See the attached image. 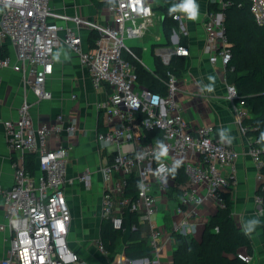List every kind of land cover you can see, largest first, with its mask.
<instances>
[{
	"label": "built area",
	"instance_id": "2783aa9c",
	"mask_svg": "<svg viewBox=\"0 0 264 264\" xmlns=\"http://www.w3.org/2000/svg\"><path fill=\"white\" fill-rule=\"evenodd\" d=\"M100 1L107 10L101 21L60 13L50 0H0L3 7L0 36L15 48L18 60L14 62L9 55L1 57L0 68L22 70L36 97L51 99L53 94L47 88V79L54 70V52L65 43L78 54L93 87L106 93L104 101L99 103L96 134L102 161L99 167L103 182L102 219L110 220L114 229L125 230L126 218L136 213L149 236L148 256L129 259L123 250L113 254L114 260L164 264L169 255L167 246L171 244L172 249L175 246L173 232L196 236L204 224L195 218L200 217L206 203L211 202L216 209L226 205L225 193L231 192L237 182L236 163L242 153L217 134L214 124L193 125L188 120L180 99V79L172 70L164 75L150 70L159 84L157 88L140 81L137 66L145 67L146 63L126 39L144 40L150 26L155 24L156 10L168 2ZM246 1L256 23L264 27V0ZM216 2L222 8L244 5L234 0ZM163 17L161 14L158 18L163 21ZM173 18L181 22L183 33L182 14L174 13ZM60 20L72 21L74 27H63ZM204 26L205 52L210 62H221L226 72L232 51L226 35L225 13L207 10ZM85 28L97 33L94 45L87 49L81 34ZM157 47L156 53L166 66L177 57L190 55L181 33L176 31L171 35L170 45ZM142 51L149 49L144 45ZM226 88L241 132L248 139V153L258 170L255 204L261 218L264 216V141L250 134L257 126L245 123L251 113L237 87L227 83ZM3 125L9 148L20 155L13 161L14 183L0 187L7 216V221L0 224V232L9 230L13 234L1 264H91L70 246L68 239L72 214L66 186L78 180L90 187L95 176L89 166L80 169L74 177L68 175L72 145H65L63 138L76 133L79 124L72 117L57 113L53 122L36 125L31 104L25 100L19 118L5 120ZM54 136L56 146L50 142ZM26 153L36 156L33 173L26 167L23 157ZM178 165L186 175L179 184L172 175ZM131 184H136V193ZM172 187L181 191L177 201L169 195ZM162 200L172 204L168 205L169 215L174 219L171 231L166 225H158L155 218ZM97 246L109 254L101 236ZM238 255L252 264V255Z\"/></svg>",
	"mask_w": 264,
	"mask_h": 264
},
{
	"label": "crops",
	"instance_id": "0c3cea01",
	"mask_svg": "<svg viewBox=\"0 0 264 264\" xmlns=\"http://www.w3.org/2000/svg\"><path fill=\"white\" fill-rule=\"evenodd\" d=\"M210 1L215 2L216 0H193L196 6L197 19L190 20L189 13L184 7L187 0L180 2L166 0L165 2L168 3L162 4V6L172 8L173 14H182L185 30L183 33L180 32L183 31V28L181 22L176 20L177 27L179 26L178 31L173 29L168 37L165 33L166 16L162 6H160L159 9L164 14L163 21H161L162 31L158 35H156L157 31L152 34L160 42L153 44L159 46L168 41V45H170L171 35L176 31L181 33L183 43L189 47V56L177 57L173 60V62L179 60V64L184 62L187 68L186 71L177 75L180 79V99L184 104L186 117L193 125L214 124L217 134L229 145L241 151L242 156L236 163L237 182L231 191L233 214L238 225L252 239L254 246L252 264H264V228L262 219L256 212L255 204V194L259 184L258 170L256 163L248 153V139L242 134L232 110V104L227 97L224 68L221 62L215 64L210 62L209 56L205 52L207 34L204 26V13L208 10ZM50 4L60 13L70 16L79 15L92 20L101 21L107 14L103 4L97 7L92 0H50ZM170 4L172 5L170 6ZM2 13L3 7L0 5V26ZM59 23L63 27H74L72 21L60 20ZM90 33L86 28L81 30L85 49L90 46ZM151 51L153 65L150 66L144 61L146 63L145 68L148 70L155 68L154 56H158L154 49ZM6 55L11 56L14 62H18L15 48L2 40L0 36V58ZM53 60L54 70L47 79V88L53 94L51 99L39 100L22 70H15L12 67L0 68V187H10L14 183L13 161L20 155L9 148L3 121L18 119L20 107L25 100L31 104V115L36 125L53 122L57 113H64L66 118L72 117L79 124V129L73 135H67L63 138L65 145H72L68 175L74 177L80 169L89 166L94 169L95 176L90 187L78 180L66 186L67 199L72 214L68 235L70 246L82 258L88 259L91 264H129L125 260L115 261L114 256L103 253L96 243L101 233L103 197L102 175L99 172L102 161L96 134L100 116L99 103L104 101L106 93L93 87L88 71L80 62L78 54L65 43L56 49ZM189 75L191 76L190 79ZM194 95H201L202 98L199 99L205 98V104L208 106L207 109H203L199 105L195 106V116L191 111L195 103L193 101ZM50 142L52 146L57 145L55 136L50 138ZM26 154L23 156L24 159ZM160 203L163 208L165 207L164 209L160 208V210L163 209L167 214L169 204L164 206L166 201L163 200ZM216 211V207L211 202H207L201 210L200 217L195 218V220L205 225L209 217L214 215ZM171 219L169 225L164 224L170 231L174 225V219ZM6 221V206L3 196L0 194V224ZM204 225L200 228L199 233L202 232ZM86 228H90V233L84 232ZM12 236L13 234L9 230L0 232V264L2 258L7 254ZM174 248L175 246L169 250L170 254L166 259V264H170ZM114 261L115 263H113Z\"/></svg>",
	"mask_w": 264,
	"mask_h": 264
},
{
	"label": "trees",
	"instance_id": "16d2710c",
	"mask_svg": "<svg viewBox=\"0 0 264 264\" xmlns=\"http://www.w3.org/2000/svg\"><path fill=\"white\" fill-rule=\"evenodd\" d=\"M97 7L103 2L92 0ZM244 2V6H229L222 8L217 2L210 1L208 10L223 11L225 13L226 35L230 42L232 59L227 66L225 77L229 83L237 87L239 95L245 99L250 117L245 118V123L257 126L250 134L258 136L264 141V27L259 26L250 10L246 0H234ZM166 19V30L177 25L173 18L174 10L168 6H162ZM95 31L89 37L90 45H94ZM255 48V49H254ZM255 51V64L248 70H238L241 63L249 52ZM135 63H138L134 61ZM155 72L164 75L172 70L176 75L187 70L183 62L176 61L166 66L163 65L159 56H154ZM137 70L140 81L147 86L157 88L158 83L153 78L150 70L138 64ZM27 169L32 173L36 168V156L34 153L25 155ZM177 184L182 183L186 175L182 166L178 165L172 172ZM136 193V184H131ZM260 190H258L259 192ZM181 191L178 187H172L169 191L174 201L179 199ZM226 205L219 207L214 215H211L205 223L202 232L196 236H184L173 232L175 248L171 256L170 264H247L239 257V251L244 249L249 255H254V246L249 234L238 225L232 209V192L225 193ZM264 228V216L261 217ZM139 216L131 213L126 218V229H114L110 220L102 219L100 236L104 241L107 251L113 256L114 253L125 251L129 259H138L148 256V235L144 233L142 224L138 221ZM135 225L136 228H132ZM216 228L219 230L216 231ZM124 238L120 245L119 241Z\"/></svg>",
	"mask_w": 264,
	"mask_h": 264
},
{
	"label": "rangeland",
	"instance_id": "374dc122",
	"mask_svg": "<svg viewBox=\"0 0 264 264\" xmlns=\"http://www.w3.org/2000/svg\"><path fill=\"white\" fill-rule=\"evenodd\" d=\"M161 14H163V12L160 11V9L158 8L156 10V16L154 17V21L156 22V24L153 25V26H150L149 31L146 34L147 36L145 37L144 40L128 39V38L126 39L127 44L132 45V46H135L134 48H135L136 52L139 53L141 55L142 60L145 61L146 63L150 64V66L153 65V62L151 61L152 60L151 50L154 49V51H156V49L158 48L157 47L158 44H153V43H159L160 42V41L156 40L155 37L152 34H153V32H156L157 31L158 33H156V35H158L159 32L162 31V29H161V21L158 18ZM178 28H179V26L177 27V25H175L172 28H170L169 30H166L165 33L169 37V35L172 32V30L173 29H176L178 31ZM168 43L169 42L167 41L166 44H162V45H168ZM144 45L148 47L149 51L148 52H143L142 51V54H141V51L140 50H141V48ZM153 46H155V47L153 48ZM254 64H255V51H252V49H251V52L248 53V55L245 57V59H243L241 61V63H238V70L239 69L242 70V71H244L245 69L248 70L249 68H252ZM184 67H185V63L183 62V67L182 68H184ZM190 77L191 76L189 75V79H190ZM224 78H223L224 79V82H227V83L230 82L228 78H226V77H224ZM194 96L195 97H194L193 101L195 103L193 105V108L191 109V111L193 113V116H195V111H194L195 106L199 105L203 109H207V107H208L205 104V101H206L205 98L199 99V98H202L201 95H194ZM198 100H200V101H198ZM251 116H252V114H251ZM164 206H167V203L164 204ZM160 208H163V205L160 204V206H159V212H157V214L155 215V218L157 220L158 225H164V224L169 225L171 223V220H172L171 219L172 218V215H169V211H167V210H166L167 211V214H166L165 211H163V209L165 207L162 210H160ZM84 232L87 233V234L90 233V228H86ZM122 239L124 240V238H121L120 239V241H119V244L120 245L123 243V240ZM167 249L168 250H171L172 249V245L169 244L167 246ZM239 252L242 253L243 255H247L248 254L244 249L240 250ZM169 254H170V252H169ZM108 255H110V254H108ZM111 256H110V259L112 258ZM163 263L166 264L167 263V260L164 259L163 260Z\"/></svg>",
	"mask_w": 264,
	"mask_h": 264
},
{
	"label": "clouds",
	"instance_id": "9594fccd",
	"mask_svg": "<svg viewBox=\"0 0 264 264\" xmlns=\"http://www.w3.org/2000/svg\"><path fill=\"white\" fill-rule=\"evenodd\" d=\"M184 7H185V10L189 13V19L196 20L197 19L196 6L193 3V0H187V3ZM262 138H264V136H262Z\"/></svg>",
	"mask_w": 264,
	"mask_h": 264
}]
</instances>
